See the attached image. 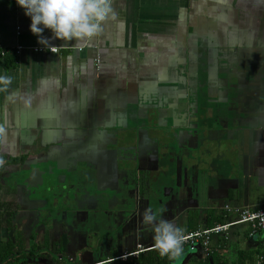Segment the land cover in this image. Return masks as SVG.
Segmentation results:
<instances>
[{"label":"crops","instance_id":"obj_1","mask_svg":"<svg viewBox=\"0 0 264 264\" xmlns=\"http://www.w3.org/2000/svg\"><path fill=\"white\" fill-rule=\"evenodd\" d=\"M112 7L115 15L103 22L96 37L79 44L56 41L54 53L38 43L29 29L30 17L16 0H0V75L12 77L7 85L0 82V250L10 249L9 256L24 255L44 234L47 245L60 231L53 223L49 234L50 214L44 215L48 193L29 196L19 182L26 161L38 162L44 170L55 168L57 174L66 172L79 190L71 202L100 212V224L109 228L116 207L110 193L124 183L120 168L133 153L130 147L151 145L164 127L186 130L184 122L196 117L192 93L197 88L210 102L205 108L210 139L221 137L223 146L235 144L232 160L214 165L221 183L212 186L221 189L223 203H202V213L209 212L206 222L224 214L225 205L264 204V0H112ZM37 47L42 50L34 52ZM182 138L191 142L188 134ZM220 148L211 151L223 158ZM211 194L219 193L213 189ZM232 228L226 238L216 235L211 240L214 251L228 240L217 252L226 264L238 254L234 259L228 254L229 235L239 237L237 225ZM256 234L245 237L254 244L245 249L264 250V234ZM92 238L88 254L77 251L85 240L75 236L64 254L92 259L81 257L77 264H96L102 262L96 258L118 253L117 245L107 246L105 240L97 244L98 238ZM125 238L132 242L130 235ZM193 252L195 257L172 258L169 264H198L208 257Z\"/></svg>","mask_w":264,"mask_h":264},{"label":"flooded vegetation","instance_id":"obj_2","mask_svg":"<svg viewBox=\"0 0 264 264\" xmlns=\"http://www.w3.org/2000/svg\"><path fill=\"white\" fill-rule=\"evenodd\" d=\"M192 94L197 112L196 117L194 115L192 120L184 122L186 130L182 131L176 126H174L176 129H171L172 126L164 127L159 129V138H155L151 145L130 147L133 153L129 154L120 168L124 176V183L114 185V192L110 193L114 194L115 201L113 202L116 204V207H113V211L110 212L113 217L110 230L107 228L102 229L101 232L93 230H100L99 224L102 215L95 209L88 210L73 204L71 196L79 192L78 185L67 180L66 172L57 174L56 169L51 167L54 175L49 178L54 180L52 185L64 191V198L59 199V208H54L52 211L53 208H50L51 194H46L44 197L47 203L44 206V215L50 214L49 219L52 224L49 234L53 231V223L57 224L60 231L56 237L54 236V239L48 240L47 245L44 234L41 242L28 249L24 255L13 253L6 258L11 261H20L21 264H26L25 261L42 260L77 264L83 256L79 258L76 255H71L72 253L64 254L69 250L68 247L71 245L69 238L73 236L85 240L82 246H78V252H87L89 240L93 242L92 236L98 238L97 244L105 240L107 246L117 245L118 253L115 255L107 253L96 258L100 259L99 261H125L129 257L148 254L157 249L154 241V226L143 222L146 209H151L158 218L172 221L185 231L207 223L205 219L209 212L202 213V203L206 205L215 201L220 205L223 203L219 199L222 197L221 189L212 186L214 183H218V185L221 183V178L216 177V173H213L214 165L222 164V159L224 161L227 158L232 160L235 144L232 143L229 146L226 143L223 146L220 136L219 141L217 138L215 141L210 139L208 136L211 129L208 121L209 111L207 112L209 108L205 109L206 104L210 105V102L205 98L203 89L197 88ZM176 122L178 125L182 124V118L178 117ZM175 130L177 133L173 132ZM220 131L219 133L223 134ZM186 134L191 139L190 144L184 143L182 137ZM217 146L218 152L220 147L223 148V150L220 148L225 153L223 158L211 151V147L214 149ZM83 166H87V164ZM83 166L81 165L82 168ZM58 179L64 183L57 184ZM229 183H234V180H230ZM83 188L85 187L83 186ZM213 189L217 190L219 194L212 195L211 190ZM66 197L67 199H65ZM217 209L222 212L221 207ZM91 230L94 231L93 235L89 234ZM125 235H130L132 242L127 240ZM134 242L138 244L133 246ZM147 242L151 243L147 244ZM123 245L124 248H122ZM138 246H141L140 250H138ZM129 251H138V253L130 255L126 259L120 258L121 255ZM87 257L84 256L83 261L92 260L86 259Z\"/></svg>","mask_w":264,"mask_h":264},{"label":"clouds","instance_id":"obj_3","mask_svg":"<svg viewBox=\"0 0 264 264\" xmlns=\"http://www.w3.org/2000/svg\"><path fill=\"white\" fill-rule=\"evenodd\" d=\"M30 17V31L37 36L38 43L51 48L56 41L89 42L102 30L103 22L115 12L112 0H16ZM48 30L50 35H44ZM12 77L0 75V82L7 85ZM2 131V129H0ZM143 222L154 226L155 247L161 256L170 259L184 251L185 230L174 222L158 218L146 209ZM190 231V230H189ZM187 232V231H186ZM248 239H250L247 236ZM107 261H102L101 264ZM97 264V263H96Z\"/></svg>","mask_w":264,"mask_h":264},{"label":"built area","instance_id":"obj_4","mask_svg":"<svg viewBox=\"0 0 264 264\" xmlns=\"http://www.w3.org/2000/svg\"><path fill=\"white\" fill-rule=\"evenodd\" d=\"M0 43V50H1ZM81 49V48H79ZM21 47L16 49L17 52H20ZM42 48H33L34 52L41 51ZM50 52H57L55 47L48 49ZM224 214L227 217L226 221L215 223L212 226H201L193 230L185 232L186 239L184 241V248H189L191 251L199 250L204 255H208L211 251V240L213 236L220 235L226 238L228 231L233 226L239 224H247V235L249 238L254 237V235L259 232L261 229H264V204L260 205L258 208H243V207H229L228 205L224 206ZM233 211L236 215L235 218L231 217L230 212ZM141 249V246H138V250ZM138 251H129L120 256L122 259H126L130 255H136ZM110 262V261H107ZM99 262L97 264H101ZM73 264V263H72ZM254 264H264V256L259 255L254 261Z\"/></svg>","mask_w":264,"mask_h":264},{"label":"trees","instance_id":"obj_5","mask_svg":"<svg viewBox=\"0 0 264 264\" xmlns=\"http://www.w3.org/2000/svg\"><path fill=\"white\" fill-rule=\"evenodd\" d=\"M211 220H209L206 223V226H212L215 223L218 222H224L226 221L227 217L225 214H215L214 216H211ZM197 226H194L189 230H193L195 229ZM248 233L244 234V237L247 238ZM228 240L223 239V243L222 245H218L219 249L223 250V246H227V242ZM216 247V245H215ZM215 247H213L210 251V253L208 254V257L204 258L203 260H199L198 264H218L219 262H222L223 264L227 261H219L218 260V254L217 252L219 251L218 247L216 249V251H214ZM226 250V249H225ZM0 263L4 261V259H6V257L9 256V254H11V250L9 249V251H2L0 250ZM237 256L235 258V261H229V264H254V261L257 259V257L259 255H263L264 256V250L261 251L260 249H239L237 250ZM170 258L168 256H161L159 254L158 250H154L148 254H143V255H139L138 257H129L126 261H112V262H108V263H104V264H169L170 263ZM14 263V262H13ZM7 264H12L11 260L7 261ZM14 264H20L19 262H15Z\"/></svg>","mask_w":264,"mask_h":264},{"label":"water","instance_id":"obj_6","mask_svg":"<svg viewBox=\"0 0 264 264\" xmlns=\"http://www.w3.org/2000/svg\"><path fill=\"white\" fill-rule=\"evenodd\" d=\"M132 121V122H131ZM129 122L135 124L134 120L129 119ZM136 127V125H135ZM124 129L131 131L133 129L132 126L124 125ZM180 132V131H179ZM178 132V133H179ZM127 132L123 135V138L127 136ZM26 166L24 177L19 178V182L26 188V190L29 192L28 195H39L42 194L43 191H46L47 193L51 194V199H50V208H59L60 206V198L63 197L64 191L57 189L54 185L51 183V178L49 176L54 175V171L47 167L46 170L40 168V165L38 162H27L26 164H23ZM58 169V168H57ZM62 184L64 183L63 181L57 180V184ZM40 188L42 190H40ZM67 199V197L65 198ZM47 201L45 200V204ZM44 204V205H45Z\"/></svg>","mask_w":264,"mask_h":264},{"label":"rangeland","instance_id":"obj_7","mask_svg":"<svg viewBox=\"0 0 264 264\" xmlns=\"http://www.w3.org/2000/svg\"><path fill=\"white\" fill-rule=\"evenodd\" d=\"M84 187H86V186L84 185ZM231 205H234V202H231ZM230 214H231L232 218L236 217V215H235V213L233 211H231ZM104 225H105V221H104ZM99 227H100V230L106 229V227H102L101 224H99ZM235 227H233L232 229L235 230L236 229ZM247 227H248V225L246 223L237 225V229H238V232H239L238 233L239 237L237 239H236V235L235 234H230L229 235L228 239H229V243L230 244H229V247H228V251H229L228 254L230 256V259L231 258L234 259L237 256V255L235 257L233 256L234 253L236 254V252H237V250H235L236 249L235 245H238L239 247L244 248V249L247 247V244H248V247H253L254 246V244L251 242V240H247L244 237V233L245 234L247 233ZM110 228H112V225H110L109 228H107V230L108 229L110 230ZM260 233L264 234V229H261ZM256 236H258V235L256 234ZM235 241H236V243H235ZM184 251L185 252H183L180 256L176 257L177 261H186L185 259H191V258L195 257L194 256L195 252L191 251L189 248H185ZM184 264H186V263H184Z\"/></svg>","mask_w":264,"mask_h":264}]
</instances>
